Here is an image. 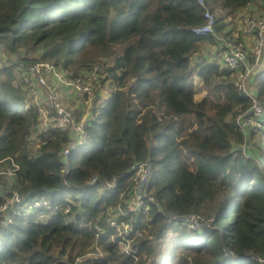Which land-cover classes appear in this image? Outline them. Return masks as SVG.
<instances>
[{"label": "trees", "instance_id": "1", "mask_svg": "<svg viewBox=\"0 0 264 264\" xmlns=\"http://www.w3.org/2000/svg\"><path fill=\"white\" fill-rule=\"evenodd\" d=\"M204 3L219 13L215 30L225 36V17L253 3L264 11V0ZM203 12L197 0H0V46L23 56L0 65V207L7 204L0 264H74L93 253L75 264H132L111 242L105 219L132 179L130 167L146 160L157 204L133 222L143 229L134 239L135 264H264V120L245 140L234 118L250 101L231 70L207 59L215 38L193 33ZM33 62H50L66 78L98 66V80L109 87L103 97L95 89L81 95L89 141L65 158L60 152L75 133L51 124L36 131V105L12 85ZM253 79L264 106V70ZM31 131L38 142L26 141ZM120 173L118 190L103 188ZM13 193L20 200L10 204ZM42 197L58 208H33ZM189 213L209 226L168 222ZM95 222L103 227L97 238ZM168 231L164 255L156 245Z\"/></svg>", "mask_w": 264, "mask_h": 264}, {"label": "built area", "instance_id": "2", "mask_svg": "<svg viewBox=\"0 0 264 264\" xmlns=\"http://www.w3.org/2000/svg\"><path fill=\"white\" fill-rule=\"evenodd\" d=\"M203 7L204 22L202 25L193 28V33L197 36L210 35L215 38L213 47L218 51L217 59H213L221 67L228 68L233 72V83L237 89L245 94L250 101V106L245 110H238L234 121L240 128L247 140L250 136V131H255L261 128L264 120V106L259 102L256 96L254 85L255 75L261 72L264 68V11L260 16L245 13L239 11L236 13L237 17L243 22L241 26L240 37L235 36L229 38L225 35L218 33L215 30L217 16L214 15L205 5L204 0H197ZM212 48V46H211ZM209 49V51L211 50ZM213 56V55H211ZM98 66H94L92 70L84 73L83 75L66 78L65 74L55 67L50 62H38L34 65H27L25 71H23L19 77H26V80L21 81L22 90L26 87L30 96V105L34 104V99L37 96L36 105L37 112L44 115V108L49 105L50 110L48 114L54 116H61L62 118H53L48 123L52 127L56 126L61 130H67L68 132L75 133V137L68 140L67 144L61 150V155L65 158L72 150L77 149L80 145L89 141V138L85 132V125L82 119L77 120L75 115L70 112H59L56 109L57 99L55 94L57 90L53 85L59 83L63 88L71 89L75 94L82 96H90L95 88V84L92 79L98 75ZM52 79V82L47 80ZM47 80L48 85H44ZM15 86V85H14ZM17 87V86H16ZM46 92L49 94L46 95ZM40 96L42 100L40 99ZM42 103V105H41ZM40 105V106H39ZM46 121L44 116L41 120ZM40 120V123H41ZM46 126V127H47ZM243 152L246 154V149L243 147ZM67 172V169L65 168ZM132 179L128 183V187L121 191L118 195V203L116 208L105 219L106 224L113 229L114 234L111 235V242H117V251L123 256L130 257L132 264H135L139 259L138 246L135 245L134 239L142 234L143 229L139 226H135L133 222L140 214H145L148 211L151 203L157 204L156 197L149 189L152 178V165L146 161H141L133 164L129 169ZM11 172H8L10 174ZM124 173L117 174L109 180H104L103 188L109 192H114L117 189L116 184L118 179L123 176ZM97 182V179L93 177L89 186H92ZM85 187H83L84 189ZM19 196L13 193L8 203L12 204L18 202ZM33 208L45 207L53 209L55 211L58 207H52L50 200L46 197H42L33 202L31 205ZM7 204H3L0 210L6 209ZM70 210L69 205L63 207V212L66 213ZM2 221L1 223H6ZM168 222L171 224L183 223L187 227L193 230L201 229L204 226H209L205 217L196 214L189 213L185 215H170ZM94 230L96 238L102 234L103 227L95 222ZM114 253V257L116 252ZM83 256H79L75 259L76 262H82ZM258 261H261L258 259Z\"/></svg>", "mask_w": 264, "mask_h": 264}, {"label": "rangeland", "instance_id": "3", "mask_svg": "<svg viewBox=\"0 0 264 264\" xmlns=\"http://www.w3.org/2000/svg\"><path fill=\"white\" fill-rule=\"evenodd\" d=\"M213 13V12H212ZM245 13L247 14H253L255 16H260L262 14V8L260 6H258L256 3L251 4L249 7H247L245 9ZM214 15L217 16V18L219 17V13L214 11ZM224 22H226V27L225 31L223 32H227L226 36L229 38H234L235 36L240 37L241 35V26L243 24L242 20L240 18L237 17L236 14H232L231 16H227L225 17ZM224 35V34H223ZM19 50V49H18ZM24 50H21V52ZM23 53H29V52H23ZM42 53V48L35 50L34 52H30V55L32 56H39ZM217 53L218 51L212 46L211 50H207L206 51V55H207V59L208 60H213V59H217ZM22 54V53H21ZM17 55H18V59L22 60L23 56L20 55V52L18 54V51H10L8 50L4 45L0 46V65L3 64H7L9 65L11 62L15 63L17 62ZM213 55V56H211ZM38 62H33L31 65L37 64ZM18 70V69H16ZM264 68H262L261 71H263ZM98 74L100 72V70L98 69ZM26 80V77H18L15 80L12 81V85L16 88H19L20 90H22V85H21V81ZM50 84L52 82V79L48 78L47 79ZM47 80L45 82L44 85H48ZM92 81L95 84V90L99 91V94L101 97H103L104 95H107L110 90L109 87L107 85L106 82H101L100 80H98V75L96 76V78L92 79ZM53 83V82H52ZM194 83L195 86H199L201 83V80L198 77H194ZM56 85H53L54 88L57 90V93L55 94V97L57 99V106L56 109L59 112H67L68 114H70V109L72 110V108H76L77 109V114L80 116V119H83V117L88 114V105L84 104V99L81 98L80 95L75 94L71 89H67V88H63L59 83H55ZM23 93L25 92V103L27 105H30V96L28 94V91L26 89V87H24V90L22 91ZM49 94L48 92H46V95ZM202 96L201 94H197L195 95L194 99L198 100L200 97ZM40 99L42 100L41 96ZM37 100H39V98H37V96L34 99V104L37 103ZM83 101V104L80 106V108L78 109L77 106L79 105L80 102ZM40 106V105H39ZM52 111L50 110L49 105H46V107L44 108V115L40 114V116L38 115L39 120H41V118H43L44 116L46 117V121L43 119L41 120V123L39 124V126L37 127L36 131H43L47 129V123L53 119V118H62L61 116H59L57 114V116L54 114V116L49 115L48 112ZM53 112V111H52ZM79 119V120H80ZM47 126V127H46ZM38 133L35 131H31L30 134L26 137V141H28L29 143H35L39 141L38 138ZM250 139V136H249ZM248 139V140H249ZM252 140V139H251ZM254 148L259 152L260 149V141L258 138H254ZM84 190L79 189V191L77 192L78 194H82ZM169 240H170V232L168 231L165 235L164 238L160 239V241H158L157 243V247L161 248L164 255H166L168 253V251L171 249L170 244H169ZM139 251V249H138ZM95 253L87 255L83 258H88L90 256H93ZM114 254V253H113ZM139 254V253H138Z\"/></svg>", "mask_w": 264, "mask_h": 264}, {"label": "crops", "instance_id": "4", "mask_svg": "<svg viewBox=\"0 0 264 264\" xmlns=\"http://www.w3.org/2000/svg\"><path fill=\"white\" fill-rule=\"evenodd\" d=\"M112 257L114 258V254H112Z\"/></svg>", "mask_w": 264, "mask_h": 264}]
</instances>
